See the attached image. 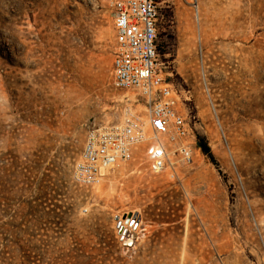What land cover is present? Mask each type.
Wrapping results in <instances>:
<instances>
[{
	"label": "rangeland",
	"instance_id": "374dc122",
	"mask_svg": "<svg viewBox=\"0 0 264 264\" xmlns=\"http://www.w3.org/2000/svg\"><path fill=\"white\" fill-rule=\"evenodd\" d=\"M112 2L0 0V264H264V0H160L192 163L152 174L144 143L78 187L87 131L147 112L110 83Z\"/></svg>",
	"mask_w": 264,
	"mask_h": 264
},
{
	"label": "built area",
	"instance_id": "2783aa9c",
	"mask_svg": "<svg viewBox=\"0 0 264 264\" xmlns=\"http://www.w3.org/2000/svg\"><path fill=\"white\" fill-rule=\"evenodd\" d=\"M159 3L160 0L112 2L114 40L110 83L117 91L132 92L134 102L144 105L147 112L138 113L129 104L120 123L87 131L72 170L78 187L99 185L106 171L130 161L134 151L144 143V155L152 174L168 170L170 179H174L179 166L192 163L195 138L185 115L177 107L165 66L159 61ZM135 225L136 219L130 216L119 227L118 235Z\"/></svg>",
	"mask_w": 264,
	"mask_h": 264
},
{
	"label": "trees",
	"instance_id": "16d2710c",
	"mask_svg": "<svg viewBox=\"0 0 264 264\" xmlns=\"http://www.w3.org/2000/svg\"><path fill=\"white\" fill-rule=\"evenodd\" d=\"M197 140H198V148L203 152V154H205L208 157L209 160L213 161L211 150L208 147L206 141L199 138H197Z\"/></svg>",
	"mask_w": 264,
	"mask_h": 264
}]
</instances>
